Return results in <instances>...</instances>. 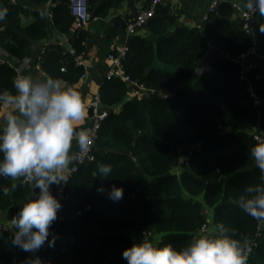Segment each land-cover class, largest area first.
I'll return each instance as SVG.
<instances>
[{"label": "trees", "instance_id": "obj_1", "mask_svg": "<svg viewBox=\"0 0 264 264\" xmlns=\"http://www.w3.org/2000/svg\"><path fill=\"white\" fill-rule=\"evenodd\" d=\"M87 2L91 17L105 16L114 5V0ZM0 6L8 9L0 21V46L10 57L26 56L33 42L46 40L51 26L67 36L73 51L48 42L38 60L41 70L68 83L85 74L76 57L86 52L88 32L74 28L69 0H0ZM145 27L150 35L131 34L123 59L125 72L145 91L126 99L128 83L105 76L98 94L108 115L94 135V159L81 164L67 182L61 201L64 219L53 221L52 236L73 254L91 255L90 264H127L121 250L134 238L125 230L179 247L208 221L207 207L213 226L235 229V238H247L242 243L255 238L248 264H264V222L237 204L244 188L260 176L249 152L257 141L251 130L258 113L249 83L240 79L233 60L251 43L238 10L230 0H221L199 28L178 23L170 6L160 4ZM254 28L264 42V15L258 10ZM205 33L227 56L197 76L195 66L208 48ZM16 75L14 66L0 61V89L14 91ZM248 76L264 99V70L256 68ZM166 90L171 97L163 96ZM120 103L121 109L114 110ZM180 155L189 159L180 162ZM98 162L112 165L110 177L98 176ZM177 165L178 172L173 170ZM21 181L0 177V188H8L7 194L0 191V211L11 217L30 190V182ZM102 183L121 186L123 197L115 201L107 190L97 191ZM51 190L55 192V184ZM12 231H0V264H21L30 255L12 243Z\"/></svg>", "mask_w": 264, "mask_h": 264}, {"label": "clouds", "instance_id": "obj_2", "mask_svg": "<svg viewBox=\"0 0 264 264\" xmlns=\"http://www.w3.org/2000/svg\"><path fill=\"white\" fill-rule=\"evenodd\" d=\"M248 7L264 15V0H247ZM8 9L0 6V21ZM43 14V13H41ZM25 58L13 78V90L0 89V177L22 178L30 182L17 212L11 217L12 243L26 253L35 254L46 243L53 246L55 237L50 226L62 207L51 185L66 182L64 173L75 159L70 151L75 140L83 151L94 139L92 130L77 129L85 119L81 93L59 78L26 74ZM249 152L260 170L259 182L247 185L239 195L240 209L257 221L264 222V139H257ZM112 165L97 163L101 178L110 177ZM16 187L15 184L12 185ZM38 190V191H37ZM103 185L97 191L103 192ZM5 194L7 187L0 188ZM108 196L118 201L123 188L112 185ZM235 229L219 223L194 232L179 247L161 240L140 237L121 250L127 264H247L251 250L246 237L235 238ZM21 264H45L38 255L25 256Z\"/></svg>", "mask_w": 264, "mask_h": 264}, {"label": "crops", "instance_id": "obj_3", "mask_svg": "<svg viewBox=\"0 0 264 264\" xmlns=\"http://www.w3.org/2000/svg\"><path fill=\"white\" fill-rule=\"evenodd\" d=\"M212 0H166L165 4L169 5L172 11L178 16V23L185 24L190 27L202 28L203 19L202 15L207 9V6ZM243 1V0H242ZM148 0H114V5L109 9L105 16H93L91 17L88 24L83 26L81 29H85L88 32V37L86 40V52L82 55V63L85 66V74L76 82L68 83L70 86L76 88L81 93L82 100H89L93 95L99 92L100 85L106 76V70L108 67V61L106 59V54L113 45H122L124 42V26L125 23L140 9L146 7ZM50 7V4H47ZM239 13V12H238ZM31 18H25L23 22L30 21ZM60 32H57L51 26L48 30V37L46 40L33 42L29 49V53L24 56L28 57L30 62L28 66L24 67L22 70L26 74H31L32 76H47L39 65V52L42 46L51 40ZM136 33L142 34L144 36H149L145 25L139 28ZM67 37V36H66ZM207 45L217 47L214 38L205 33ZM218 48V47H217ZM6 51L0 46V56L4 57ZM22 59H17L19 65H22ZM9 60H11L9 56ZM16 60V61H17ZM251 61L258 64V68L261 72L264 70V42H260L258 50L255 55L250 58ZM208 69V66L204 68V72ZM197 76H202L196 74ZM129 89L126 94V99L139 93V89L134 85L128 84ZM264 101V100H263ZM262 101V102H263ZM264 104V103H263ZM262 104V105H263ZM103 107V106H102ZM122 104L114 106V110L119 111ZM3 106H0V118L3 116ZM86 115L83 123L77 124V129L87 130L90 124L89 111L85 110ZM89 120V121H88ZM78 149V144L73 141V147L70 150L74 155L75 151ZM184 156H180V162L183 161ZM180 165H177L173 170L179 171ZM17 180V179H14ZM104 188L107 190L109 185L102 183ZM207 213V220L209 227L213 226L211 224L212 211L210 208H205ZM11 218L10 214L5 211H0V222H7ZM130 236L134 239H139L141 236L145 237L142 233H136L132 231ZM155 236L154 238L156 239ZM48 245L45 244L44 252ZM91 255H77L68 251L63 241L60 239H55L54 245L48 251V262L49 264L55 262H61L65 264H79V263H91Z\"/></svg>", "mask_w": 264, "mask_h": 264}, {"label": "built area", "instance_id": "obj_4", "mask_svg": "<svg viewBox=\"0 0 264 264\" xmlns=\"http://www.w3.org/2000/svg\"><path fill=\"white\" fill-rule=\"evenodd\" d=\"M165 1L166 0H148L147 6L140 8L125 23L123 44L119 46L113 45L106 54V59L108 61L106 77L116 76V77L122 78L128 84L134 85L136 88L139 89V93L137 95H141L145 91V88L142 85L138 84L135 80H132L123 68V59H124L125 53L128 48L127 39L131 34L136 33V31L139 28L144 26L149 20V18L155 14L157 7L160 4H165ZM220 1L221 0H212L207 6V9L205 10V12L203 13L202 19H206L208 14L210 12H213L216 9ZM11 2L15 3V0H11ZM230 2L233 5V7L238 10L240 14L242 28L244 29L245 32H247L251 36V43L248 46V48L244 50L243 52H241L238 56L233 58V60L238 65V74L240 76V79L249 83L250 95L253 98L252 104L258 113L257 121H256L255 126L251 130V134L256 140L264 139V127L262 126L260 119H259L260 118L259 107L262 104V101L264 99L259 97V95H257L254 87L250 84V79L248 76L251 70L258 68V64L250 60V58L256 54L258 50V46L260 44V40L254 28L256 10L250 9L248 6L245 9L242 8L241 2L247 3V0H243V1L242 0H230ZM69 6H70L71 14L74 17V28L79 29L85 26L86 24H88V22L91 19V13L88 9L87 0H69ZM47 46H48V42H46L40 49L38 58L45 51ZM82 55L83 54H80L76 57L77 63L83 64L81 60ZM10 58L11 60H9V55L7 54V52H5L4 57L0 56V61L8 62L10 65L15 67L17 72L18 70H21V65H19L17 58H14V57H10ZM25 58H27L28 61L30 62L28 57H23L22 62H24ZM163 96L171 97L172 91L170 90L164 91ZM82 101L85 104V110L89 111V115L91 118L90 124L87 130H92L93 134L95 135L103 119L108 115V109L102 107L98 93L93 95L92 98H90L89 100H82ZM92 143L89 145L88 148H86L83 151L78 146V149L74 153L75 159L72 161V163L69 165L68 169L64 173L66 182H62L60 185H55L54 193L57 195L60 201H62V197H63L64 190L66 188V184L69 181L71 175L75 171L78 170L81 164L94 159V155L92 153ZM188 159H189L188 155H185L183 158V161L185 160L187 161ZM61 205H62V202H61ZM63 219H64V212H63V206H62L58 210L56 222L60 223ZM208 227H209V223L208 221H206L205 223L201 225L198 231L204 230ZM11 228H12V225H11L10 220L7 222H0V231H7ZM55 228L56 226H54L53 229L50 230L51 235L53 234V231ZM256 235H259V232H257ZM144 236L147 237L145 234ZM254 243H255V238H253L248 244L250 249L252 248V245ZM44 247L45 245L39 249L40 257L45 262V264H49L47 256L44 253ZM250 251L247 254V259H248ZM247 264H248V261H247Z\"/></svg>", "mask_w": 264, "mask_h": 264}, {"label": "water", "instance_id": "obj_5", "mask_svg": "<svg viewBox=\"0 0 264 264\" xmlns=\"http://www.w3.org/2000/svg\"><path fill=\"white\" fill-rule=\"evenodd\" d=\"M51 4L55 3V0H50ZM49 4V3H48ZM241 6L243 9L247 8L248 4L246 2H241ZM49 43H59L61 44L67 51L72 52L73 48L70 45V43L67 40V37L63 33L57 34L55 37H53L51 40H47ZM227 54L225 52H222L219 48L214 46H209L204 54V56L201 58L200 61L197 62L195 66V72L196 74L202 75L204 68L206 66H209L214 60L219 58L226 57ZM7 59V58H5ZM30 255H38L40 257V251L38 250L37 253ZM41 258V257H40Z\"/></svg>", "mask_w": 264, "mask_h": 264}, {"label": "rangeland", "instance_id": "obj_6", "mask_svg": "<svg viewBox=\"0 0 264 264\" xmlns=\"http://www.w3.org/2000/svg\"><path fill=\"white\" fill-rule=\"evenodd\" d=\"M25 23H27V22H25ZM180 156H182V155H180ZM183 158H184V157H183ZM132 231H133V230H131V229H129V230H125V233L128 234V235H130V234H132ZM50 249H51V246H48L47 249H46L45 252H44L45 255L47 256V259H48V251H49ZM48 260H49V259H48Z\"/></svg>", "mask_w": 264, "mask_h": 264}]
</instances>
